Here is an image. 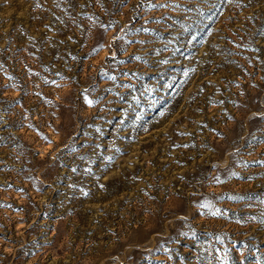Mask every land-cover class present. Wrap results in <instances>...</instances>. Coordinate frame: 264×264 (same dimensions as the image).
I'll return each instance as SVG.
<instances>
[{"label":"rangeland","instance_id":"obj_1","mask_svg":"<svg viewBox=\"0 0 264 264\" xmlns=\"http://www.w3.org/2000/svg\"><path fill=\"white\" fill-rule=\"evenodd\" d=\"M0 264H264V0H0Z\"/></svg>","mask_w":264,"mask_h":264}]
</instances>
